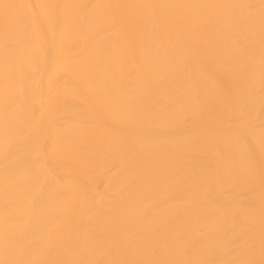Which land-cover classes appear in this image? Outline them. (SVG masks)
Masks as SVG:
<instances>
[{"label": "bare ground", "instance_id": "1", "mask_svg": "<svg viewBox=\"0 0 264 264\" xmlns=\"http://www.w3.org/2000/svg\"><path fill=\"white\" fill-rule=\"evenodd\" d=\"M0 264H264V0H0Z\"/></svg>", "mask_w": 264, "mask_h": 264}]
</instances>
